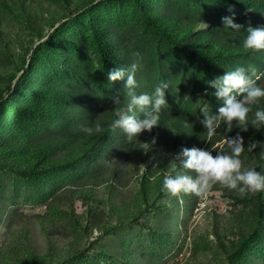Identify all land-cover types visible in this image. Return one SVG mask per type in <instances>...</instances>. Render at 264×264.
Here are the masks:
<instances>
[{"label":"rangeland","instance_id":"rangeland-1","mask_svg":"<svg viewBox=\"0 0 264 264\" xmlns=\"http://www.w3.org/2000/svg\"><path fill=\"white\" fill-rule=\"evenodd\" d=\"M260 25L264 0H0V264H264V190L161 191L195 178L182 148L230 154L237 133L242 168L264 172V98L246 130L221 121L207 139L200 123L223 104L209 80L239 66L264 87V49L242 43ZM134 63L132 91L169 87L129 139L113 123L131 114L126 77L107 74Z\"/></svg>","mask_w":264,"mask_h":264},{"label":"clouds","instance_id":"clouds-1","mask_svg":"<svg viewBox=\"0 0 264 264\" xmlns=\"http://www.w3.org/2000/svg\"><path fill=\"white\" fill-rule=\"evenodd\" d=\"M222 19L226 26L231 25L233 29L241 27L239 24L233 23L229 17ZM242 43L246 49H264V25L248 27ZM136 67L134 63L127 70L118 67L115 70H110L107 74L110 81L126 77L125 87L128 88L126 109L127 113L131 114H125L124 111L119 110L113 123L119 126L129 139L158 124L161 110L167 106L164 89L169 87L167 81H159L151 92L137 94L132 91V86L136 84ZM252 71H255V68H252ZM208 84L218 89L215 95L223 97V104L218 107L216 113L210 112L207 105L201 106L200 111L203 113V119L200 123L206 129V138L211 139L215 135V130L221 121L230 129L231 122L235 120L242 130H246L245 122L251 111L250 106L259 104L260 98H264V87L250 79L245 69L239 66L221 77L209 80ZM239 94L244 95L238 99ZM113 99L115 100V97ZM134 108L143 114L142 117L133 112ZM254 116L255 119L252 122L257 128L264 125V108H256ZM99 127L100 125H96L97 130ZM85 131L90 133L92 129L87 128ZM222 143H226L230 147V154L217 152L213 155L209 150L203 148H182L179 155L185 158L182 161L183 168L191 170L195 174V178L193 175L183 173L164 175L161 191H167L173 196L181 192L200 194L210 190L212 185L217 182L240 194L264 190V172L257 171L253 167L242 168L241 154L245 148L239 133L234 139L227 138ZM253 147H255V141L249 144L247 150L251 151Z\"/></svg>","mask_w":264,"mask_h":264},{"label":"trees","instance_id":"trees-1","mask_svg":"<svg viewBox=\"0 0 264 264\" xmlns=\"http://www.w3.org/2000/svg\"><path fill=\"white\" fill-rule=\"evenodd\" d=\"M137 3H138V6L142 8V6L139 4V2H137ZM168 41H169V42H172V43H176L177 45H180L178 42L174 41V40L171 39V38H168ZM191 53H194V52L191 51ZM238 54H241V55H242V54H244V52H241V51H240ZM212 57H213V58H215V57H219V55L215 53V54L212 55ZM262 172H263V170H262Z\"/></svg>","mask_w":264,"mask_h":264}]
</instances>
